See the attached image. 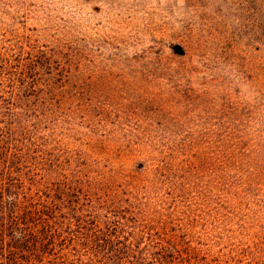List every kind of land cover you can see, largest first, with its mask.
<instances>
[{
    "label": "rangeland",
    "instance_id": "obj_1",
    "mask_svg": "<svg viewBox=\"0 0 264 264\" xmlns=\"http://www.w3.org/2000/svg\"><path fill=\"white\" fill-rule=\"evenodd\" d=\"M0 53L49 91L20 122L47 151L264 264V0H0Z\"/></svg>",
    "mask_w": 264,
    "mask_h": 264
},
{
    "label": "trees",
    "instance_id": "obj_2",
    "mask_svg": "<svg viewBox=\"0 0 264 264\" xmlns=\"http://www.w3.org/2000/svg\"><path fill=\"white\" fill-rule=\"evenodd\" d=\"M20 58L0 53V264H222L182 223L148 218L135 193L45 149L20 122L49 91L23 82Z\"/></svg>",
    "mask_w": 264,
    "mask_h": 264
}]
</instances>
